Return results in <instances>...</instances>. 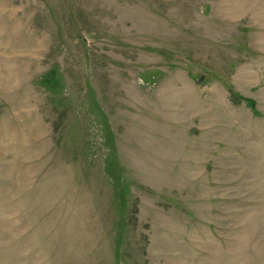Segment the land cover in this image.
Listing matches in <instances>:
<instances>
[{"label": "rangeland", "instance_id": "374dc122", "mask_svg": "<svg viewBox=\"0 0 264 264\" xmlns=\"http://www.w3.org/2000/svg\"><path fill=\"white\" fill-rule=\"evenodd\" d=\"M0 264H264V0H0Z\"/></svg>", "mask_w": 264, "mask_h": 264}, {"label": "trees", "instance_id": "16d2710c", "mask_svg": "<svg viewBox=\"0 0 264 264\" xmlns=\"http://www.w3.org/2000/svg\"><path fill=\"white\" fill-rule=\"evenodd\" d=\"M249 102H250L251 105H255L254 102H252V101H249Z\"/></svg>", "mask_w": 264, "mask_h": 264}]
</instances>
